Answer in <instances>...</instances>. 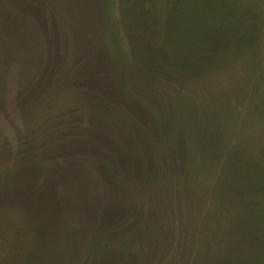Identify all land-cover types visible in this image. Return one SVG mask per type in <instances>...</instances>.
Masks as SVG:
<instances>
[{"label": "rangeland", "instance_id": "rangeland-1", "mask_svg": "<svg viewBox=\"0 0 264 264\" xmlns=\"http://www.w3.org/2000/svg\"><path fill=\"white\" fill-rule=\"evenodd\" d=\"M55 1L61 23L54 22L56 10L49 17L23 5L30 19L35 18V25H31L33 29L15 26L17 31L38 28L40 33L34 40L36 51L41 50L38 58H33L34 48L28 47L26 54L21 51L26 48L22 41L30 45L28 31L10 50L0 45V264H76L78 258L79 264H91V255L85 259V236L98 218L106 220L107 214L100 210L102 203L111 209V223L126 221L124 214L129 211L131 216L136 214L135 221L145 216L146 223L160 220L152 229L164 237L163 263L154 253L145 252L151 256L148 263H137L132 256L127 259L111 250V264H264V0H214L210 25L204 26L207 31L203 29L206 43L200 45L213 52L219 47L225 50L226 42L231 41L229 51L215 56L221 60L220 66L188 84L183 76L190 73L175 75L168 66L153 69L152 74L162 83L152 92L147 86L151 83L144 78L147 75L133 69L130 30L125 22L137 18L131 11L139 0H98L96 9L94 0ZM141 1L145 4L137 13L142 10L144 19V8L149 9L152 0ZM154 14L158 15L156 25H162L161 31L157 26L158 36L163 35L165 12ZM181 27L187 32L178 38L193 37L192 47L181 48L190 55L188 50L199 44L186 25ZM135 29L142 31L139 25ZM0 30L8 32L7 28ZM63 30L71 32L73 47L67 66L72 76L69 79L59 73L55 79L50 76L47 84L42 81L51 72L47 67L56 70L63 62ZM151 44L142 43L139 52ZM155 45L160 49L161 42ZM111 59L120 61L119 71L132 70L129 82L124 75L110 80L96 78L106 76V65H102ZM158 61L165 62L164 56ZM165 89L172 96L185 93L189 101L185 163L181 166V152H174L173 163L168 164L173 178L163 179L167 185L162 180L165 187H141L140 163L133 160L135 157L116 153L112 146L109 150L101 142L123 138L120 121L117 118L113 124L110 113L117 116L125 111L148 131L142 106L162 99ZM33 98L38 101L34 103ZM98 101H108L111 108L101 113ZM91 111L98 118H91ZM138 137L135 131L133 138ZM178 138L179 132H175L173 139ZM177 149L174 145V151ZM140 150L142 169H147L151 180L156 165L165 171L161 159L147 157L143 143ZM82 167L83 174L76 175ZM110 170L120 179H130L133 187H117L107 177ZM127 170L133 180L127 177ZM118 196L128 202L126 206H117ZM155 202L168 205L167 210L157 213ZM109 229L105 228L97 241L114 248L127 235L106 234ZM134 237L133 246L143 245L145 251L150 247L146 232L130 239ZM144 238L146 243L142 244ZM137 253L140 257L143 251Z\"/></svg>", "mask_w": 264, "mask_h": 264}, {"label": "trees", "instance_id": "trees-1", "mask_svg": "<svg viewBox=\"0 0 264 264\" xmlns=\"http://www.w3.org/2000/svg\"><path fill=\"white\" fill-rule=\"evenodd\" d=\"M213 2L214 0H152L151 5L149 9H145L147 14L146 17L142 16V10L140 13H137V8H142V4L144 6V1H137L134 3L133 10L131 11V15L137 16V18L128 19L127 22L129 25V35L131 37L130 39V45H131V52H132V66L133 69L136 70V74L139 71L142 75H147V82L151 84H147L149 87V92H152V89H156L159 86V82L162 83V81H159L155 78V75L152 74L153 69L158 70L159 68H166L168 66L169 71H172L175 75L184 74V73H190L191 76L184 77L185 82L188 84L192 81H194L197 77H200V80L202 77L201 74H205L211 70L216 69L218 66H220V59H216L215 56L221 52H227L229 51V47L231 46V41L226 42V49L221 50L219 47L217 50L213 52H208L205 47H201V45H205V37L206 33L204 32L205 25H210V15L213 12ZM57 2L55 0H0V29L7 28L8 32L4 33L0 30V45L6 48V50H10V46L13 44V42H16L17 40L23 39V34L28 30L23 31H17L15 27L16 25H27L26 27H31L33 29V25H35L34 20L35 18L30 19L29 16V10L24 9L23 5L27 6H33L37 8L38 10L42 11L47 16H52L54 14V11L56 10L58 12V17L56 16L55 12V21H60V13L59 9L57 7ZM96 4V5H94ZM93 6L97 7L98 0H94ZM159 10L163 13L165 12L166 19H165V25L163 27V35L160 36L159 32L157 30V26H159V29L161 31L162 25H156V21L158 20V15L154 14L156 12H159ZM107 12V11H106ZM175 13V14H174ZM44 14L41 13V17H44ZM182 16V20L179 18V16ZM185 14V15H184ZM35 15V14H34ZM174 15V16H173ZM36 16V15H35ZM122 18L124 20L125 16L122 15ZM39 19V18H38ZM32 20V21H31ZM49 20L47 18L46 23L49 24ZM53 21V19H51ZM174 21V25L173 22ZM59 23V25H60ZM154 23V28L153 24ZM12 25V26H10ZM32 25V26H31ZM134 25L132 28L131 26ZM135 25H139L142 27V31L135 29ZM145 25V26H143ZM181 25H186L190 31L193 32V34L196 36V41L198 42V46L195 49L188 50L190 55H186L185 52L181 49H187L189 47H192V39L193 37L190 35H187L186 37L180 39L178 36L182 35L183 33L187 32L184 30ZM204 29V30H203ZM35 31H28V36H26L30 40V45L28 44V41H22L23 44H26L25 50H21L23 54L28 53V47H31L32 50L34 48V51L32 53L33 58H38L39 53L41 54V50L35 49V39L37 37L38 28L34 29ZM207 31V30H205ZM40 33V32H39ZM61 43H62V53H63V62L59 68L55 70L54 67H50V65L47 67V71H51L48 74H45L43 77L44 79L42 81H48L47 84L50 81V76L52 77L51 80L55 77H58L59 73H62L65 75L66 78L70 79L71 69L67 66V60H69V50L71 47H73V44L70 42V34L71 32L67 30H63L61 32ZM178 35V36H177ZM32 38H31V37ZM190 37V40H189ZM157 41L161 42L160 49L158 45H155ZM152 43L150 45H145V50L141 53L139 52V48L142 47V43ZM189 44V45H188ZM201 44V45H200ZM43 50V49H42ZM164 51V53H162ZM157 52V53H156ZM156 53V54H155ZM46 54H48V51H46ZM167 54V55H166ZM164 56L165 62L158 61L159 56ZM72 56V54H70ZM110 56V55H109ZM104 60V59H103ZM81 60H79L80 62ZM3 62L1 60V66L3 65ZM100 62V61H99ZM102 63V62H101ZM106 65V66H105ZM120 65V61H116L115 63L112 61L106 60L105 63L102 65L103 68L105 66L104 73L106 76H96V78L102 77L103 79H117L120 76L124 75L125 77L128 76V82L129 79L131 80L133 78L132 76V70H124ZM164 67V68H163ZM175 67V68H173ZM53 70L55 72L52 74ZM147 72V73H144ZM101 73V72H100ZM37 74H35L36 76ZM101 75V74H100ZM185 75V74H184ZM132 76V77H130ZM178 77V76H177ZM155 78V83L153 79ZM183 80V81H184ZM198 80V79H197ZM127 82V84H128ZM32 86V85H31ZM163 86V85H162ZM164 86L167 88L168 84L164 83ZM115 88V85L113 86ZM71 90H76L74 88H70ZM163 91V89H162ZM164 93H166L165 96H162V99H159L155 102H150L146 104L145 106H142V112H144V116L147 117V123L149 130L145 129L143 126L138 125V119L130 118L128 115L126 116L125 111H120L118 113V117L116 115H112L110 113L109 117L111 119V116L114 117V123H116V119L118 118V121H120L121 126L119 127V131L121 134H123V138H117L112 139L108 144L103 143L106 145L107 149L111 150L110 147L112 146L114 149V152L116 153H125V154H131L132 157H135L133 160L138 161L140 163V172L138 174V182L141 187H165L162 185V180L169 178H173V172L168 167V164L171 165L173 163V156H175L177 153L180 154V165L184 167V152L185 150V141H186V130L188 125V119L189 115L191 113V109L189 108V101L185 99V93H177L175 96H172L168 93V91L165 89ZM159 92L157 91V93ZM41 96V95H40ZM43 97V96H42ZM105 98V96H103ZM41 99V98H40ZM39 99V100H40ZM106 99V98H105ZM37 98H33V102L35 103ZM95 101V100H94ZM94 101H91V105ZM99 102V101H98ZM108 102V101H107ZM101 103L102 111L101 113H105L106 110L110 109L111 107L107 106L109 104ZM40 104V103H39ZM107 104V105H106ZM164 107H167L166 109H163ZM36 106V104H35ZM59 111V108H56ZM119 108L115 106L114 111L118 112ZM145 110V111H144ZM110 111V110H109ZM79 114H83V111H79ZM78 112L76 113V116L79 115ZM91 118H98V115L91 111ZM132 124H129V119ZM194 122V121H193ZM178 130V131H177ZM139 133L138 140L133 138L134 132ZM175 132H179V138L178 140L173 139V136L175 135ZM125 139V141H123ZM138 141V142H137ZM178 141V143H177ZM141 143H143L144 146L147 148V157L150 160H158L161 159L164 162V169L162 167L160 170L158 169V166H155V174L152 180L150 179V176L147 172V169H142L143 164V154L141 152ZM174 145L178 148V151H174ZM50 146V145H49ZM99 147V142L94 144L95 150H97ZM49 148V147H48ZM175 152V155H174ZM115 156V161H117V155ZM151 157V158H150ZM121 159V158H120ZM113 160V162H115ZM35 164V161L33 162ZM179 164V163H178ZM179 165V166H180ZM84 168L82 167L81 170L76 172V175H82L84 172ZM62 170L70 171L69 168H63ZM26 174H29L27 170H23ZM120 174H123V172L120 170ZM127 177L131 178L132 180L134 177L130 175L129 171L127 170ZM162 176V177H161ZM115 183L118 184L117 187H133L132 183L130 182V179L127 182L126 180L120 179V176L116 173V171L110 170V173L108 176ZM177 179V176H176ZM167 180H163L164 184L167 185ZM6 181V180H5ZM2 182V180H1ZM171 182V181H169ZM4 184V183H3ZM161 190V189H160ZM161 194L163 192L161 191ZM165 196V195H164ZM162 196V198H164ZM119 204L117 206L124 207L128 203H124V199L120 198L118 196L117 198ZM160 200V199H159ZM116 201V200H115ZM162 202V200H161ZM168 205L165 206H158L157 202L153 205L154 210L158 213L160 210L166 211ZM115 210V208H112ZM102 214H107L106 220H103L101 218H98L95 223H92L91 226V232L89 231L90 226L88 227L86 233H88L85 237L88 240L87 247H85V259L87 254L91 255V264H111V250L117 252L119 255L125 254L127 256V259L132 256L137 263H142V261L145 263H148V255L145 252H149L151 255L152 253L155 254V256L158 259V262L162 263L164 262V251L162 250V244H163V235L161 237L158 236V234L153 233L152 226L154 223H151L149 220L147 223L145 222L146 216L143 220L141 218H138V222L135 221L133 218L137 217L136 214L131 216V213L129 211H125L126 221H115L113 223L110 222L111 220V209L107 208V205L104 203L101 204ZM160 220H156L154 225H158ZM106 223V224H105ZM105 228H110L109 231L106 234H119L124 233L127 236L120 239V242L118 246L112 247L110 243L103 242L102 246L99 245L97 238L99 239L100 234H102L105 231ZM147 233L148 234V240H149V246L147 247L146 251L143 249V245H141V248L138 247V245L133 246L134 241L136 237L133 239H130L131 236L134 234L139 233ZM132 233H134L132 235ZM141 236V235H140ZM84 237V238H85ZM143 239V237L141 236ZM100 240V239H99ZM105 240V239H104ZM146 243V238L142 241V244ZM83 249L84 246L81 243L80 245ZM106 251H108L106 253ZM137 251H143L141 253L140 257L138 256ZM106 254V255H105ZM145 254V256H142ZM79 255H80V248H79ZM105 255V256H104ZM113 255V254H112ZM118 255V256H119ZM81 256V255H80ZM110 258V259H109ZM111 260V261H110ZM118 259H116V262ZM80 259L78 258L76 264H79ZM264 262V260H263Z\"/></svg>", "mask_w": 264, "mask_h": 264}]
</instances>
